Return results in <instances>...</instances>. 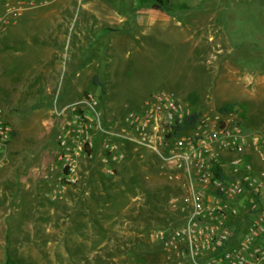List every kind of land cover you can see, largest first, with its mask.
Segmentation results:
<instances>
[{
	"label": "rangeland",
	"instance_id": "1",
	"mask_svg": "<svg viewBox=\"0 0 264 264\" xmlns=\"http://www.w3.org/2000/svg\"><path fill=\"white\" fill-rule=\"evenodd\" d=\"M163 1L54 0L0 34V264H182L157 239L165 210H139L175 188L159 159L127 146L105 163L68 105L93 95L115 126L158 91L195 93L202 116L228 105L264 132V0Z\"/></svg>",
	"mask_w": 264,
	"mask_h": 264
},
{
	"label": "built area",
	"instance_id": "2",
	"mask_svg": "<svg viewBox=\"0 0 264 264\" xmlns=\"http://www.w3.org/2000/svg\"><path fill=\"white\" fill-rule=\"evenodd\" d=\"M52 1L0 0V34ZM66 111L84 123L90 144L91 131L100 133L108 154L105 163L123 161L127 146L159 159L162 175L178 191L168 205L179 225L157 234L169 259L182 264H264V136L249 133L231 113L201 116L189 128L185 119L193 108L166 90L152 94L139 111H128L115 126L105 124L93 95L62 113ZM11 132L0 120V146Z\"/></svg>",
	"mask_w": 264,
	"mask_h": 264
},
{
	"label": "trees",
	"instance_id": "3",
	"mask_svg": "<svg viewBox=\"0 0 264 264\" xmlns=\"http://www.w3.org/2000/svg\"><path fill=\"white\" fill-rule=\"evenodd\" d=\"M140 4L142 6H146L148 4H164L163 0H139ZM94 83L96 86H100L102 88V94L104 95L106 93V87L102 85L100 82V79L98 77L95 78ZM197 95L193 93L188 97V101L190 102V105L193 108V115L190 117H187L185 119V123L187 127H193L196 125L198 120L201 118L202 113L198 112L194 109L195 104V97ZM219 112L221 113H230L232 112V108L230 106H224L219 109ZM154 190L156 195L152 193V191L146 189L145 192V202L142 205V207L139 209L141 210V214L145 212L149 213H159L160 209H164V215L160 218V223L164 224L166 228H173L179 225L178 223V216L174 213H172L169 208L167 207V202L169 198H171L173 195L177 194V190L173 188L172 186L167 185L166 187H156ZM159 193V194H157Z\"/></svg>",
	"mask_w": 264,
	"mask_h": 264
},
{
	"label": "crops",
	"instance_id": "4",
	"mask_svg": "<svg viewBox=\"0 0 264 264\" xmlns=\"http://www.w3.org/2000/svg\"><path fill=\"white\" fill-rule=\"evenodd\" d=\"M18 27L17 26H14V27H10V29H9V31L7 32V33H5V34H3L2 36H4V40H6L7 39V37H9V36H12V34H15L16 32H18V29H17ZM183 97V96H182ZM187 101H188V98H185ZM190 104V103H189ZM245 127H246V125H245ZM247 128V127H246ZM247 131H248V129H247ZM249 132V131H248ZM252 134H254V135H261V136H264V132L263 133H252Z\"/></svg>",
	"mask_w": 264,
	"mask_h": 264
}]
</instances>
